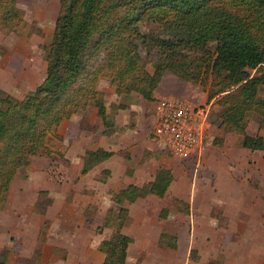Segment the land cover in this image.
Masks as SVG:
<instances>
[{
  "label": "trees",
  "instance_id": "trees-1",
  "mask_svg": "<svg viewBox=\"0 0 264 264\" xmlns=\"http://www.w3.org/2000/svg\"><path fill=\"white\" fill-rule=\"evenodd\" d=\"M150 22L173 35L140 29ZM25 25L17 0H0V31ZM41 48L42 81L18 99L0 91V211L16 173L32 157L53 154L49 141L72 114L93 106L104 134L115 132V111L123 106L111 103L107 111L97 90L100 78L117 95L137 93L147 101L155 100L165 72L208 87V100L217 97L220 108L218 126L237 135V146L264 149L263 137L246 130L250 118L264 125V0H59L51 41ZM112 154L100 147L85 150L81 171ZM172 179L170 169L160 167L150 184L109 193L118 205L148 193L163 197ZM112 218L107 210L102 225L109 226ZM126 219L127 208L121 206L116 228L100 242L102 264H125L131 242L121 232ZM159 245L175 247V239L161 234ZM7 256L8 250L0 251V264H8Z\"/></svg>",
  "mask_w": 264,
  "mask_h": 264
},
{
  "label": "rangeland",
  "instance_id": "rangeland-1",
  "mask_svg": "<svg viewBox=\"0 0 264 264\" xmlns=\"http://www.w3.org/2000/svg\"><path fill=\"white\" fill-rule=\"evenodd\" d=\"M17 6L24 12L26 25L11 32L0 31V91L18 99L27 90L34 89L45 76L46 63L41 45L51 41L59 0H17ZM140 29L164 37L173 35L172 30L159 28L158 24L151 22L140 26ZM147 68L152 70L149 65ZM185 83L193 89V92H189V98L193 96L191 100L196 101L194 103L203 101L209 105L210 115L207 120L213 129L204 139L210 156L204 163L209 164L204 169L200 166L195 181L196 185L204 182L209 193L197 199L202 201L208 198L211 196V189L216 187L212 196L225 201L229 214L240 217L264 214V186L261 185L264 182V161L261 164L260 153L245 149V154L240 155L237 161L234 159V163H228L229 160L221 158L222 154L234 152L236 146L235 135L218 126L216 116L220 108L216 102L217 97L208 100V87L204 89L199 84ZM111 89L114 90L107 79L98 80L97 90L103 93L106 106L109 107L110 102L121 105L112 102ZM130 94L120 95L123 100L131 102L134 97L130 96L137 93ZM189 98L186 100L193 103ZM124 116H127L128 126L136 118L132 113H125ZM100 126L101 119L93 106H87L81 112L72 114L68 121L64 120L60 124L56 132L58 136L49 141L54 150L53 154L49 157H32L29 164L14 176L7 202L0 212V251L8 250L7 260L10 257L11 264H82L80 259L84 257L88 259L83 264H99L98 246L116 228L115 218L111 219V224L107 227L102 225L103 219L107 210H111L114 215L117 206L110 201L108 190H102V185L97 183L106 175L91 174L87 185L90 187L75 185V178L83 174L82 167L79 172L75 163L70 165L67 150L72 141L82 135L81 130L84 128L94 133V139L88 141L87 145L98 143V134L95 132ZM143 126L149 138V146L155 154L154 167H169L175 176L170 195L185 197L192 189L195 191L196 187H192L195 172L192 160L181 161L174 158L167 145L152 132L153 122L146 123L144 118ZM216 128L220 129L218 134H215ZM261 129L264 132V125L260 127L255 119H248L247 132L255 133ZM79 150L77 147L75 151ZM217 156L220 157L218 160L215 159ZM128 166L131 168L133 164L129 163ZM223 167H226L225 170ZM215 172L217 176L230 174L232 181L227 182L226 186L215 179L213 183L209 174L213 173V177ZM44 176L52 181L51 190L46 191L48 193L38 190L45 183ZM170 195L168 198L171 199ZM139 209L134 207L135 212ZM254 230L251 239H247L259 248L251 246L252 251L231 253L232 264H264V235H261L258 227ZM135 256V251L131 250V257Z\"/></svg>",
  "mask_w": 264,
  "mask_h": 264
},
{
  "label": "crops",
  "instance_id": "crops-1",
  "mask_svg": "<svg viewBox=\"0 0 264 264\" xmlns=\"http://www.w3.org/2000/svg\"><path fill=\"white\" fill-rule=\"evenodd\" d=\"M189 92H193V89L170 72L164 73L158 87L155 89L154 101H147L138 94H135L134 96H130L134 97V100L127 102V99L123 100L122 95H116L114 90L111 89L110 95L113 96L111 99L112 102L120 103L123 106V108L115 111V132L108 137L104 134L105 128L102 125L95 132L98 134L99 142L96 144L88 143L89 145H87L88 141L94 139V133H92L91 130L84 128L81 130L82 135L78 137V139L72 141V145L67 150V158L70 161V165L75 163L79 168H77L79 172L83 164L82 155L85 150L100 147L108 151H113V154L105 161L81 174L79 178L76 177L74 183L75 185L90 187L87 185H89V176L92 177L91 174L99 173L98 175H106L105 178L99 179L97 183L102 185V187H100L102 190H108L110 201L117 206L113 218L116 217L121 206L127 208V219L121 227V232L131 238V242L127 247L125 264H211L214 260H220L223 264H232L230 260L232 257L231 253L239 251L245 253L246 251H252L253 249L251 246L256 249L259 248L258 245H252L248 240L251 239L252 233H255L254 229L258 227L260 233H262L261 235H264V214L258 216H251L249 214L243 217L236 214H229L226 209L225 201L219 199L220 197L218 198L216 196L214 198L212 196L214 195L213 191L216 187L211 189V196H208V198H204L202 201L201 199H197V197H202L209 193L206 188L208 186L204 185V182L198 183L197 185L195 183L198 177L197 172L200 171L198 170L200 166H203L202 168L204 169L207 168L209 164L208 162L204 163L205 160L210 159V156L208 155L209 150L207 146L205 147L204 142L207 133L213 130L209 120L205 122V129L198 148L193 154L185 159L173 154L164 140L158 137L165 143V145H167L174 158L181 161L192 160V164H194L193 169L195 170L192 187H196L195 191L192 189L189 192V195L185 197L176 194H173V196L170 195L171 186L175 176L171 168L160 166L170 169L173 175V179L168 185L163 197L148 193L144 197L137 198L134 202L124 201L121 205L112 201L111 194L109 193L110 191L117 192L129 185L141 187L150 184L154 180L156 170L160 167L155 168L153 164L155 162V154H153V148L149 146V138L146 129L143 126L144 118L146 123L147 121L150 123L153 122L152 132H154V126L156 123V101L159 98L166 96H176L188 99L190 97ZM130 97L126 98L129 99ZM191 97L194 98L193 96ZM200 98L203 99V97ZM191 101H193V103L196 102L194 100ZM194 104L204 105L209 109V105L204 104L203 101ZM143 109H146V111H143ZM107 111H110L109 107H107ZM125 113L128 115L132 113L136 117L130 126H128L126 120L127 116H124ZM209 115L210 112L208 113V116ZM121 119L122 121H119ZM68 120L69 119H66L65 121ZM218 131H220V129L216 128L215 134H218ZM248 134H259L264 139V132L262 129L255 133L248 132ZM234 135V144L236 146L235 151L221 155V158L224 160H229L228 163H234V159L237 161L240 155L245 154V148L236 145L235 142L237 140V135ZM75 142H77V147L80 149L79 151H75L77 148L75 147ZM249 151L260 153L262 164L264 161V149L261 151ZM219 158V156L215 157L217 160ZM129 163L131 165L133 164L131 168L128 166ZM218 164L220 165V162ZM222 164H224V162H222ZM223 168L225 170L226 167ZM212 174L213 173L209 174V177L212 178V182L213 179H215L222 185L226 186L227 182L232 181L230 174L217 176L215 172L213 177ZM44 182V185L39 187L38 190L45 192L50 191V183L52 181L50 182L48 176H44ZM12 185L13 181L9 190H11ZM261 185L264 186V182ZM221 193L222 191L220 194ZM168 195L172 196L171 199L168 198ZM174 198L178 199V202L174 203ZM134 207H139L140 209L135 212ZM239 209L241 210V207ZM200 212L203 214H200ZM161 234L173 237L175 239V247L160 246L159 240ZM97 250L100 253L99 264H102L104 250L100 246H98ZM131 250L135 251V258L131 257ZM87 259V257L80 259L81 263H85ZM132 259L133 262H131ZM8 263H12L10 257Z\"/></svg>",
  "mask_w": 264,
  "mask_h": 264
},
{
  "label": "built area",
  "instance_id": "built-area-1",
  "mask_svg": "<svg viewBox=\"0 0 264 264\" xmlns=\"http://www.w3.org/2000/svg\"><path fill=\"white\" fill-rule=\"evenodd\" d=\"M209 109L182 97L166 96L155 103L154 133L170 147L173 154L187 158L200 144Z\"/></svg>",
  "mask_w": 264,
  "mask_h": 264
}]
</instances>
